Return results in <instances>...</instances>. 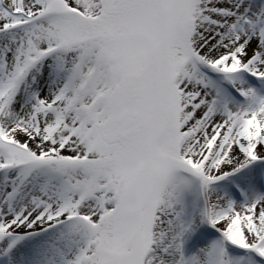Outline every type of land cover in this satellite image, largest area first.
<instances>
[{"label": "snow or ice", "instance_id": "6c2138e0", "mask_svg": "<svg viewBox=\"0 0 264 264\" xmlns=\"http://www.w3.org/2000/svg\"><path fill=\"white\" fill-rule=\"evenodd\" d=\"M0 264H264V0H0Z\"/></svg>", "mask_w": 264, "mask_h": 264}]
</instances>
